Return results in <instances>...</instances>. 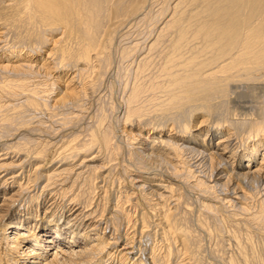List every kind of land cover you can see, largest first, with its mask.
Here are the masks:
<instances>
[{"label": "bare ground", "instance_id": "obj_1", "mask_svg": "<svg viewBox=\"0 0 264 264\" xmlns=\"http://www.w3.org/2000/svg\"><path fill=\"white\" fill-rule=\"evenodd\" d=\"M0 264H264V0H0Z\"/></svg>", "mask_w": 264, "mask_h": 264}]
</instances>
